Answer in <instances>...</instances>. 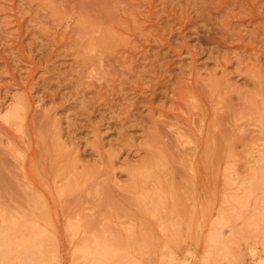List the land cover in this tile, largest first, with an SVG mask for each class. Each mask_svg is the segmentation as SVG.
<instances>
[{
	"label": "rangeland",
	"instance_id": "374dc122",
	"mask_svg": "<svg viewBox=\"0 0 264 264\" xmlns=\"http://www.w3.org/2000/svg\"><path fill=\"white\" fill-rule=\"evenodd\" d=\"M255 174L264 0H0V264H264Z\"/></svg>",
	"mask_w": 264,
	"mask_h": 264
},
{
	"label": "bare ground",
	"instance_id": "6f19581e",
	"mask_svg": "<svg viewBox=\"0 0 264 264\" xmlns=\"http://www.w3.org/2000/svg\"><path fill=\"white\" fill-rule=\"evenodd\" d=\"M153 165L155 164H151V167L146 166L142 171L138 172V177H139V182H141L140 185L138 186H145V185H157L160 183V180L157 177V174L155 172V168L153 167ZM156 167V165H155ZM137 174V173H136ZM248 185L250 187H255L258 185H262L264 186V177L260 178L257 174H255V176L252 178L251 181H249ZM151 196L146 194L145 198H150ZM0 219L2 221H10V217L7 216L6 213H2L0 212ZM16 223H12V225L14 226ZM213 249H210V251L216 252L217 254L215 255V258H211L210 254H208L205 258H204V263L208 264V261L211 262L212 264H218L219 262V257L220 254L223 253L226 249V247H224V244H221V247L219 249H217L216 245H212ZM223 248V249H221ZM238 257L237 256H231L228 257L227 259H225L226 262H224V264H239L238 262ZM171 259H169L170 261Z\"/></svg>",
	"mask_w": 264,
	"mask_h": 264
}]
</instances>
